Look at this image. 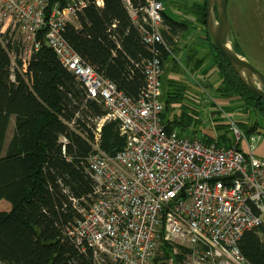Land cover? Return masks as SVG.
Returning a JSON list of instances; mask_svg holds the SVG:
<instances>
[{"label":"built area","instance_id":"obj_1","mask_svg":"<svg viewBox=\"0 0 264 264\" xmlns=\"http://www.w3.org/2000/svg\"><path fill=\"white\" fill-rule=\"evenodd\" d=\"M95 2L103 6V0ZM125 2L150 51L138 100L97 72L65 37L89 0L64 5L59 0H0V41L10 56V78L25 75L33 55L47 44L88 97L106 110L95 121L88 158L94 191L85 204H76L80 217L68 235L84 251L93 250L95 264H152L162 240L184 264H250L240 243L264 228V159L253 152L262 136L247 134L219 106L217 117L210 116L229 125L230 146L168 131L162 121L160 48L168 49L162 32L165 5L146 0L136 8ZM108 120L119 123L125 140L116 154L98 143Z\"/></svg>","mask_w":264,"mask_h":264},{"label":"trees","instance_id":"obj_2","mask_svg":"<svg viewBox=\"0 0 264 264\" xmlns=\"http://www.w3.org/2000/svg\"><path fill=\"white\" fill-rule=\"evenodd\" d=\"M59 1L64 5L69 0ZM130 3L141 8L146 0ZM185 9L202 25V35L210 48L208 58H199L193 51L195 70L206 76L214 67L210 86L231 104L238 101L239 107L264 119V100L243 85L211 41L206 26L207 0H194ZM162 15L168 49L160 48L165 62L186 46L179 47L175 37H184L192 23L173 18L165 9ZM65 37L97 72L131 99H139L150 51L131 20L125 0H103L101 7L89 0L75 21L68 24ZM233 43L238 50L234 37ZM209 59L213 63L206 67ZM10 67L9 53L0 41V201L10 203V208L0 210V264H95L93 250L87 247L84 251L68 231L80 217L76 204H85L94 191L88 158L93 152L95 121L106 110L88 97L82 83L61 65L47 44L33 55L25 75L17 72L12 80ZM174 69L179 72L180 67ZM167 83L170 87L165 89L163 79L162 121L168 131L177 129L191 137L201 133V138L209 142L232 144L227 123L210 126L212 134L201 128V119L184 103L187 85L171 79ZM174 102L182 104L180 114L174 112ZM12 121L13 134L6 145ZM241 126L247 134L260 127L258 120ZM124 142L119 123L106 121L100 133V148L116 154ZM260 229L264 235V228ZM240 249L250 264H264V248L249 235L242 238ZM152 264L184 263L170 243L162 240Z\"/></svg>","mask_w":264,"mask_h":264},{"label":"rangeland","instance_id":"obj_3","mask_svg":"<svg viewBox=\"0 0 264 264\" xmlns=\"http://www.w3.org/2000/svg\"><path fill=\"white\" fill-rule=\"evenodd\" d=\"M193 1L194 0H163L165 11H167L169 15L175 19L190 20L192 23L190 31L184 37L181 36V34L175 37L179 47L185 43L186 46L182 48L179 53H175V55H172L173 57L164 62L165 72L163 79L165 89L170 87L167 83L170 79L177 80L187 85V89L184 93V103L188 105L190 109H193L199 119H201V128L206 129L212 134L213 131L208 129L210 126L204 123V118L208 117V112L205 111L204 114V108L201 107L204 106L206 100L211 104H214L215 101L218 102V100L214 99L215 90L208 83L207 77L211 78V76H204L200 71L195 70L197 61L195 62L192 56L193 51H196V55L199 58H208L210 51L208 49L210 48H208L207 41H205V39L203 41L200 36L203 34L202 25L196 23L192 17V13H185L187 11L185 6L189 7ZM228 18L233 32V35L231 31L230 34L232 39L233 37L237 39L239 43L237 45L239 52L264 73V0H228ZM206 63L207 62H205V65ZM208 63L210 65V61ZM177 67H180L179 72L174 69ZM213 77L212 74L210 81L213 80ZM217 93L219 92L217 91ZM220 95L224 97L223 94ZM181 105L180 102L171 104L172 108H174V112H178V114H180ZM226 111L232 113L233 118L236 119V122L240 126L243 122H238L237 118L242 119L245 123H250L251 120V123H253L254 121L262 119L261 115L255 112L245 114V110L239 107L238 101L230 105ZM13 126L14 122L12 121L9 125L6 145L13 134ZM260 133L263 134L264 137V126L263 129H260ZM255 134L258 135L259 133L256 132ZM201 135L200 133L199 137H201ZM8 208H10V203L7 200H1L0 210ZM248 235L259 247L264 248V235L261 229L251 231Z\"/></svg>","mask_w":264,"mask_h":264},{"label":"water","instance_id":"obj_4","mask_svg":"<svg viewBox=\"0 0 264 264\" xmlns=\"http://www.w3.org/2000/svg\"><path fill=\"white\" fill-rule=\"evenodd\" d=\"M207 31L215 47L228 61L247 89L264 100V73L234 46L228 18V0H207Z\"/></svg>","mask_w":264,"mask_h":264},{"label":"crops","instance_id":"obj_5","mask_svg":"<svg viewBox=\"0 0 264 264\" xmlns=\"http://www.w3.org/2000/svg\"><path fill=\"white\" fill-rule=\"evenodd\" d=\"M232 34H233V32H232ZM201 36V38L203 39V41H204V39H205V37L203 36V35H200ZM236 41H237V39H236ZM237 44H239L238 42H237ZM209 48V47H208ZM209 50V49H208ZM210 54V53H209ZM264 58V57H263ZM210 61V65H209V62ZM213 62H212V60H208L207 61V63H206V67H208V66H211V64H212ZM215 70V68L213 67V68H211L210 69V72H209V74H211L210 76H211V78H212V72ZM208 74V75H209ZM214 76V75H213ZM210 78V79H211ZM210 79H208V80H210ZM220 93V92H219ZM219 93H217V91L215 90V95H214V99H216V100H218V102L217 101H215L214 102V104L212 103H210L208 100H206L205 101V103H204V106H202L201 108H204V111H203V113L205 112V111H207L208 112V117H205L204 118V123L205 124H208L209 126H213L214 124H217V123H226L225 121H218V120H216L215 118H211V116H210V114L211 115H215V117H217V115H218V110H215L216 109V107L217 106H219V107H221V108H223L224 110H226L227 108H229V106L230 105H232L231 104V102H230V100L228 99V98H225V97H223L222 95H220ZM219 96H222V97H219ZM227 99V100H226ZM230 103H229V102ZM229 103V104H228ZM228 113V112H227ZM234 113V112H233ZM249 112H247V111H245V114H248ZM205 114V113H204ZM229 114H232V113H229ZM237 117V116H236ZM244 118H247V117H244ZM237 121L238 122H243V124L242 125H244V121H242V119H238L237 118ZM252 122V120L250 121V123ZM249 124V123H248ZM259 125H260V127L258 128V130L256 131L257 133H259L261 136H262V138L257 142V144H256V146H255V148H254V150H253V152H254V154L257 156V157H259V158H262V159H264V137H263V134H261L260 133V129L262 128L263 129V126H264V119L262 118V119H259ZM255 132V133H256Z\"/></svg>","mask_w":264,"mask_h":264}]
</instances>
